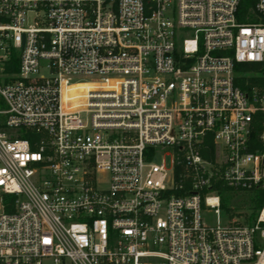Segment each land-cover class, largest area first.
Wrapping results in <instances>:
<instances>
[{"label": "built area", "instance_id": "1", "mask_svg": "<svg viewBox=\"0 0 264 264\" xmlns=\"http://www.w3.org/2000/svg\"><path fill=\"white\" fill-rule=\"evenodd\" d=\"M241 1L0 0V264H264V0Z\"/></svg>", "mask_w": 264, "mask_h": 264}, {"label": "rangeland", "instance_id": "2", "mask_svg": "<svg viewBox=\"0 0 264 264\" xmlns=\"http://www.w3.org/2000/svg\"><path fill=\"white\" fill-rule=\"evenodd\" d=\"M32 18H33V14H30V23H32ZM189 36V35H186ZM41 73L44 74L45 76H48V71L46 69H42ZM88 80V79H87ZM86 114H82V118L85 121L86 120ZM3 116H0V121L3 120ZM17 132H19L17 130ZM167 162H169V158H166ZM251 197V195H247V194H243L240 197H236V199L240 200V201H235L233 202V204L235 205V209L230 208L229 206H224L222 208V213H221V220L224 222L228 217L236 215L240 217V220H247V217L249 214H251L252 217L255 216L256 211H254L253 209H251L249 206V198ZM248 203V204H247ZM233 206V205H232ZM238 210V213H237ZM202 216H203V220L206 221L209 224H215L217 221V217L214 214V210L210 209L206 206H202ZM65 264H70L67 260L65 261ZM43 264H55L54 261L50 258H47L44 260Z\"/></svg>", "mask_w": 264, "mask_h": 264}, {"label": "trees", "instance_id": "3", "mask_svg": "<svg viewBox=\"0 0 264 264\" xmlns=\"http://www.w3.org/2000/svg\"><path fill=\"white\" fill-rule=\"evenodd\" d=\"M257 0H242L241 1V6H240V11H239V19L241 21H246L247 18L246 16L251 14V11L253 10L254 6H255V3H256ZM14 58H16L17 60V56H15L14 54ZM252 80L254 78H251ZM89 86L88 82H82V83H78V86L80 89H83L84 87H87ZM3 102H1L0 100V107H3ZM255 136V135H254ZM225 188V187H224ZM259 196V195H258ZM256 197V196H255ZM251 199H254V197H252ZM257 199V206L255 209H258L261 207L262 203H263V198L260 196V197H256Z\"/></svg>", "mask_w": 264, "mask_h": 264}, {"label": "bare ground", "instance_id": "4", "mask_svg": "<svg viewBox=\"0 0 264 264\" xmlns=\"http://www.w3.org/2000/svg\"><path fill=\"white\" fill-rule=\"evenodd\" d=\"M78 86V85H77Z\"/></svg>", "mask_w": 264, "mask_h": 264}]
</instances>
